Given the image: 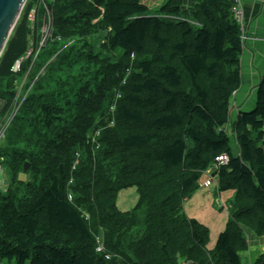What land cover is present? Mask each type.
Segmentation results:
<instances>
[{"label":"trees","instance_id":"16d2710c","mask_svg":"<svg viewBox=\"0 0 264 264\" xmlns=\"http://www.w3.org/2000/svg\"><path fill=\"white\" fill-rule=\"evenodd\" d=\"M152 1L156 15L144 0L26 1L0 56V124L15 97L11 68L49 10L52 36L35 61L45 72L0 142V170L13 177L0 188V262L241 264L246 230L264 236V79L254 110L224 130L240 86L234 4ZM222 155L216 189L233 196L210 251L205 225L179 213ZM132 187L137 205L122 212L117 194Z\"/></svg>","mask_w":264,"mask_h":264},{"label":"crops","instance_id":"0c3cea01","mask_svg":"<svg viewBox=\"0 0 264 264\" xmlns=\"http://www.w3.org/2000/svg\"><path fill=\"white\" fill-rule=\"evenodd\" d=\"M161 3L157 2L155 4L160 5ZM183 8L185 10L194 8V2L192 0H184ZM242 11L244 32L241 31V33L242 35L244 34V37L242 40L243 48L240 57V86L234 93L230 102L229 119H232V122L236 121L240 112L254 110L256 106L257 89L264 79V0H242ZM236 152L238 153V146ZM214 173L215 172H211V170L208 169L201 174L200 184L198 185L195 194L199 195L197 193L199 191H203L204 193L210 192L211 197H214L217 200L216 205L218 202L219 207L222 206L225 208L223 210L226 213L225 218H222L221 216L223 213L222 211L219 214L220 216H216L212 213L213 219L207 220L199 211V207H195L196 210L195 208L188 210V214H186L185 210L184 212L189 218L196 219L203 225L209 223L208 227L210 229L211 227L216 229L215 238L217 239V235L225 229V223L228 218L226 207H228L230 200L232 199L233 192H217V179L214 177ZM212 185L215 189L209 191L208 189L211 188ZM219 221L221 222L219 223ZM215 238L211 241L209 246L207 245V249L210 251L214 249L216 242ZM246 241L247 249L239 253L241 264H254L255 261L264 254V236H257L253 231L247 229Z\"/></svg>","mask_w":264,"mask_h":264},{"label":"rangeland","instance_id":"374dc122","mask_svg":"<svg viewBox=\"0 0 264 264\" xmlns=\"http://www.w3.org/2000/svg\"><path fill=\"white\" fill-rule=\"evenodd\" d=\"M148 5L149 7L151 8L152 10V14L153 15H156L157 14V10L160 9V6L161 5H158V4H155L157 3L156 1H150V0H144ZM22 12V11H21ZM20 17V16H19ZM34 17H35V12L31 13L29 18L31 21L34 20ZM19 19V18H18ZM18 21V20H17ZM17 23V22H16ZM16 25V24H15ZM47 25V20H45V18L43 17V20H42V24H41V27L40 29L38 30V33L41 32V30L43 28H45V26ZM12 33V32H11ZM11 35V34H10ZM10 37V36H9ZM4 50V49H3ZM40 52H41V49H40ZM39 52V53H40ZM43 54V53H42ZM56 55V54H55ZM54 55V56H55ZM38 63H41V59L37 61ZM42 66V65H41ZM40 65H36L34 66L35 69L33 71V74H32V77H36L38 79L41 78V76L44 74L45 72V68L44 67H41ZM44 66V65H43ZM41 67V68H40ZM13 85L15 86L14 84V81H13ZM7 88V83L5 82H1L0 81V93L3 92V90H6ZM118 98V96H116V99ZM115 99V100H116ZM114 110V107L112 106L111 107V111ZM253 110V109H252ZM251 110V111H252ZM250 111H246V113H248ZM5 121V120H4ZM232 122V119L229 120V123L228 125L225 127V130L226 132L228 133V135H230L232 129H231V124ZM4 122H2L0 125H2ZM112 125V123H111ZM1 132V131H0ZM91 139V138H90ZM229 145H230V148L232 150L233 153H236L237 151V144L235 142V140L230 137V140H229ZM2 147H4V145H2ZM209 170H211V172H216V169L214 168V166H211L208 168ZM207 169V170H208ZM28 175H20L19 176V179L20 180H26L28 179ZM12 181H13V177H11L10 175H7L5 171H2L0 170V188H2L3 190H5L7 187H11L13 184H12ZM200 184V183H199ZM198 184V185H199ZM204 186V185H203ZM202 189V188H200ZM215 187L212 185L211 188H209L208 190L209 191H212L214 190ZM199 195H196L195 192L192 194L194 196H191L190 198H185L183 203H182V213L183 214H180L179 213V216L181 218H183V216L187 217L188 219H190L186 214H188V210H192L194 209L195 207H199V211L203 214L204 218L207 219V220H212L213 219V214H215L216 216H220L219 214L225 209L223 208L222 206L219 207L218 205V202H217V205H216V199L214 197H211V193H204L203 191H199L197 192ZM205 196H208V197H205ZM137 192H136V189L134 187L132 188H128V189H122L118 194H117V197H116V206L118 207V209L120 211H129L131 209H134L137 205L136 201H137ZM136 203V204H135ZM230 209V207H226V212ZM186 214H185V212ZM196 210V208H195ZM137 215V214H136ZM222 218H225L226 216V213L223 211V213L221 214ZM142 219L144 218H141V221ZM136 221H137V216H136ZM221 221H219L220 223ZM209 223H207L205 225V227L208 229L209 231V234H208V246L210 245L211 241L216 237L215 235V232H216V229H214L213 227H211V229L208 227ZM216 225H217V222H216ZM212 226H213V223H212ZM143 230L144 228H141L140 230V233L142 234L143 233ZM104 235L105 233L103 231H101L100 229H98V232L94 235V239H95V244H96V248H95V251L97 253H101L103 254L105 252V245H104ZM218 236V235H217ZM216 239V238H215ZM99 248H102L101 251H99ZM187 264H191L190 262H185ZM0 264H14V263H8L7 261H1ZM28 264V263H27ZM246 264V263H244Z\"/></svg>","mask_w":264,"mask_h":264},{"label":"built area","instance_id":"2783aa9c","mask_svg":"<svg viewBox=\"0 0 264 264\" xmlns=\"http://www.w3.org/2000/svg\"><path fill=\"white\" fill-rule=\"evenodd\" d=\"M234 4V7L232 9V12L234 14L235 20L239 24L240 30L244 32V25H243V11H242V0H231ZM32 11L31 13H33ZM45 20H47V25L45 28L41 30L40 33H38V38L35 40L33 36L30 37L29 47L26 52V54L19 59H17L12 68L11 72L13 74H17L19 76V79L16 81L17 90L15 91V97L13 101V106L11 109L10 116L6 118L4 123L0 125V140L3 139L7 126L10 123V121L15 116L16 112L20 108L21 104L24 102L25 97L20 98V93H25V95H28L31 92L30 87L25 86V82L29 80V76L33 74V71L35 69V61L37 60V56L40 52V49H42L45 44L51 39L52 36V15L50 10L47 11ZM32 35V34H31ZM244 34L242 35L243 40ZM32 57V60L30 59ZM31 60L28 67L23 68V64ZM37 77V76H36ZM4 106V102L0 99V108ZM227 164V157L225 155L219 156L215 159L214 163L212 164L216 171L224 165ZM213 177V176H212ZM102 248H99V251H101Z\"/></svg>","mask_w":264,"mask_h":264},{"label":"water","instance_id":"95a60500","mask_svg":"<svg viewBox=\"0 0 264 264\" xmlns=\"http://www.w3.org/2000/svg\"><path fill=\"white\" fill-rule=\"evenodd\" d=\"M27 0H0V56ZM29 165L24 164V172Z\"/></svg>","mask_w":264,"mask_h":264},{"label":"bare ground","instance_id":"6f19581e","mask_svg":"<svg viewBox=\"0 0 264 264\" xmlns=\"http://www.w3.org/2000/svg\"><path fill=\"white\" fill-rule=\"evenodd\" d=\"M14 75H16L17 76V78L15 79V81H14V84H15V86H14V90L16 91L17 90V86H16V81L19 79V76L17 75V74H14ZM36 81H38V78H36V77H30L29 78V80L27 81V82H25V86L26 87H30V89L32 90V88L34 87V84H35V82ZM23 97H25V100H24V102L21 104V106L22 105H24L25 104V102H26V99H27V97H28V95H25V93H20V98H23ZM10 115H8V117H9ZM7 117V118H8ZM12 121V120H11ZM10 121V122H11ZM10 124V123H9ZM9 124H8V126H9ZM8 126H7V128H8ZM2 141V139L0 140V142ZM226 156V155H225ZM227 157V156H226ZM227 163H228V158H227ZM29 165V164H28ZM227 165V164H226ZM226 165H224V166H226ZM223 167V166H222ZM215 168V167H214ZM28 170V169H27ZM23 171H24V168H23ZM184 264H187V263H184Z\"/></svg>","mask_w":264,"mask_h":264}]
</instances>
